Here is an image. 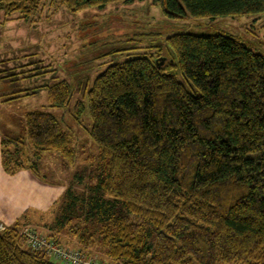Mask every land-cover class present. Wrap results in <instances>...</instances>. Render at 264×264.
<instances>
[{"label": "trees", "instance_id": "trees-1", "mask_svg": "<svg viewBox=\"0 0 264 264\" xmlns=\"http://www.w3.org/2000/svg\"><path fill=\"white\" fill-rule=\"evenodd\" d=\"M42 1L0 0L3 22L15 14L33 22ZM54 1L76 13L136 0ZM154 2L176 19L264 13V0ZM166 44L175 53L172 67L199 93L171 73L161 55H141L108 66L90 87L88 77L75 85L50 75L32 92L21 87L5 100L46 89L50 107L74 101L72 116L80 120L86 104L75 91L85 90L88 98L103 171L87 192L70 186L55 223L43 225L47 236L60 243L66 234L78 237V249L87 254L98 243L114 264H262L264 55L225 33L177 32ZM23 120L33 153L21 149L18 137L4 135L8 173L28 169L40 176L46 152L75 162L73 136L56 114L34 110ZM72 181L86 176L77 173ZM30 225L17 221L0 230V264H58L28 247L20 230L41 233Z\"/></svg>", "mask_w": 264, "mask_h": 264}, {"label": "rangeland", "instance_id": "rangeland-1", "mask_svg": "<svg viewBox=\"0 0 264 264\" xmlns=\"http://www.w3.org/2000/svg\"><path fill=\"white\" fill-rule=\"evenodd\" d=\"M42 2L44 5L34 15L33 22L18 17V14L3 22L5 14L0 11V134L21 139V149H25L30 157L33 150L27 138L24 114L46 110L56 114L63 129L73 136L76 147L73 164H69L57 153L46 152L38 164L40 176L34 175L43 185L30 181L29 178L23 181L27 191L25 198L20 200H23L21 204L25 203V211L18 221L22 226L35 225L34 228L48 235L49 228L43 225L55 223L64 205L68 204L66 192L70 186L73 185L74 190L79 193L87 192V184L95 183L103 171L98 146L90 135L92 120L88 98L85 90L75 91V99H82L86 104L82 118L77 120L71 112L74 101L68 108L50 107L46 89L5 101L14 94L13 91L26 87L32 92V87L42 85L50 75H56L58 79L64 78L75 85L88 77L90 87L96 77L112 64L141 55H161L171 73L183 81L189 90L199 93L179 70L172 67L176 58L174 51L166 44L167 37L186 31L204 35L225 33L240 38L264 55V13L215 19L191 16L176 19L167 17L154 0L114 2L103 9L93 7L76 13H71L54 0ZM51 68L55 69L53 74L49 71ZM35 72L40 73L36 75ZM54 80L49 79V82ZM85 167L88 170L83 172ZM77 173L85 174L86 181H72ZM36 185L43 188L48 186L52 193L56 188L63 191L51 201L48 208L41 210L37 206L41 204L35 196L37 192L32 194L29 191L36 188ZM62 237L63 245L81 247L78 237H70L68 234ZM88 253L104 264H114L98 243H94Z\"/></svg>", "mask_w": 264, "mask_h": 264}, {"label": "crops", "instance_id": "crops-1", "mask_svg": "<svg viewBox=\"0 0 264 264\" xmlns=\"http://www.w3.org/2000/svg\"><path fill=\"white\" fill-rule=\"evenodd\" d=\"M2 138L3 136L0 134V223L10 226L14 225L25 211V203L21 204L23 200H20L25 198L27 191V186L23 183L24 179L29 178V180L33 182H39V179L37 180L34 174L28 169H22L12 174L5 170L3 166ZM40 185L43 184L40 183ZM35 187L36 188L29 191L32 194L33 192H37V194L34 195L38 198V201L41 202L40 205H37L41 210L48 208L51 205V201L57 198L63 191L56 188L57 190H52L54 192L52 193L51 188L48 186L45 187L46 189L37 185Z\"/></svg>", "mask_w": 264, "mask_h": 264}, {"label": "built area", "instance_id": "built-area-1", "mask_svg": "<svg viewBox=\"0 0 264 264\" xmlns=\"http://www.w3.org/2000/svg\"><path fill=\"white\" fill-rule=\"evenodd\" d=\"M6 227L7 225L0 223V230H4ZM20 234L25 239L28 247L33 250L43 251L49 257L63 264H104L99 258L89 255L78 248L67 247L45 234L38 233L31 227L22 228Z\"/></svg>", "mask_w": 264, "mask_h": 264}]
</instances>
